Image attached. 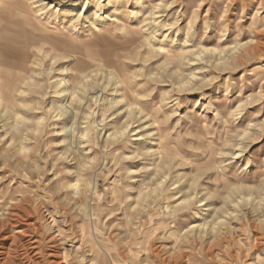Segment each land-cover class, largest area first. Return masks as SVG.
Instances as JSON below:
<instances>
[{"label":"rangeland","instance_id":"1","mask_svg":"<svg viewBox=\"0 0 264 264\" xmlns=\"http://www.w3.org/2000/svg\"><path fill=\"white\" fill-rule=\"evenodd\" d=\"M0 264H264V0H0Z\"/></svg>","mask_w":264,"mask_h":264},{"label":"bare ground","instance_id":"2","mask_svg":"<svg viewBox=\"0 0 264 264\" xmlns=\"http://www.w3.org/2000/svg\"><path fill=\"white\" fill-rule=\"evenodd\" d=\"M34 34V33H33ZM40 38V37H39ZM48 39V38H47ZM134 39V37L132 36V38H131V40H133ZM46 43V42H45ZM25 46V45H24ZM62 86H65V82H64V80H62V84H61ZM65 92H63V94H64ZM97 93H98V91L94 94V96L92 97V98H94L96 95H97ZM66 97V96H65ZM69 114H71V112H69L68 110H67V107L65 108V107H63V109H61V117H64V116H67V115H69ZM81 119V118H80ZM113 140V139H112Z\"/></svg>","mask_w":264,"mask_h":264}]
</instances>
